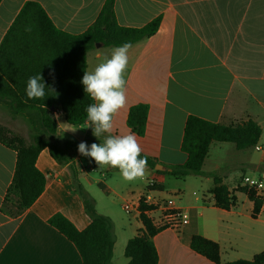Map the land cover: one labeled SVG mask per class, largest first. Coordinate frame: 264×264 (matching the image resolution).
Instances as JSON below:
<instances>
[{
	"label": "crops",
	"instance_id": "1",
	"mask_svg": "<svg viewBox=\"0 0 264 264\" xmlns=\"http://www.w3.org/2000/svg\"><path fill=\"white\" fill-rule=\"evenodd\" d=\"M28 1L38 3L53 26L68 34L87 30L105 2L1 0L0 43ZM113 12L116 22L123 27L140 28L158 16L160 23L152 36L133 44L128 52L127 100L113 117L111 135L130 133L126 125L128 109L138 103L146 104L144 135L137 136L141 154L167 169L186 160L180 144L189 115L225 124L250 119L261 129L257 145L262 150L218 146L220 155L210 157V145L201 170L215 173L229 190L242 186L247 174L249 179L255 173L264 177V0H113ZM112 49L98 46L88 52L86 71H93L106 57L110 58ZM0 114H10L2 104ZM52 114L55 133L61 139L77 144L83 141L90 146L103 143L110 135L105 133L97 139L91 128H82L87 127L86 121L76 126L65 123L59 107H54ZM76 128L81 129L66 131ZM10 129L30 142L24 134ZM70 154L78 174H84L91 185L101 181L107 187L102 179L110 175L115 181L125 182L118 169H99L97 164H90L91 158L83 163L79 153ZM15 161V151L0 143V204ZM35 165L46 177L43 192L16 218L0 212V264H81L72 243L47 223L53 214L60 213L78 230L89 224L83 204L74 194L70 172L66 165L54 161L47 149L40 151ZM164 171L167 170L161 172ZM90 173L98 178H92ZM168 176L148 167L140 179L144 181L142 188L129 183L130 189L123 196L115 191L109 196L121 208L122 199L137 200L151 184L160 197H165ZM182 181L176 187L181 194L174 203L186 213L187 222L178 229L166 227L153 236L157 264H213L190 249L193 235L216 242L221 263L250 260L264 251V202L257 218L252 219V202L245 194L234 192L235 206L226 211L213 206L207 192L212 186L209 177L187 176ZM262 188L257 194L264 198ZM93 203L96 212L112 222L114 244L110 264H126L124 247L141 229L140 222L128 213L132 222L115 220L110 213L98 210L96 200Z\"/></svg>",
	"mask_w": 264,
	"mask_h": 264
},
{
	"label": "trees",
	"instance_id": "2",
	"mask_svg": "<svg viewBox=\"0 0 264 264\" xmlns=\"http://www.w3.org/2000/svg\"><path fill=\"white\" fill-rule=\"evenodd\" d=\"M1 1V0H0ZM160 17H156L140 28L120 26L113 12V0H105L94 22L80 34H68L57 30L44 10L36 2L28 1L21 7L12 25L0 43V104L12 115L22 117L31 130V140L0 126V143L14 150L16 161L13 175L0 204V212L16 218L29 208L43 192L45 174L36 167V158L41 150L60 165H66L74 188L78 172L70 153H79L78 144L59 138L51 107H59L65 123L76 126L87 121L86 107L93 103L85 94L81 83L86 71L87 53L96 45L115 48L125 42L131 45L152 36L158 29ZM41 73L47 85L46 96L41 100H30L25 93L30 76ZM148 106L138 103L128 109L126 125L131 133L144 135ZM261 129L248 119L235 123H212L189 115L185 121L180 150L186 154L181 165L167 166L165 173L176 179L187 176H206L212 181L208 193L214 207L230 210L235 206L234 192L246 195L252 202L251 218H257L264 198L253 187L238 185L229 190L215 173L202 172V165L212 143H231L236 150H245L257 145ZM148 167L154 169L156 160L148 156ZM90 164L96 163L91 159ZM146 189H155L147 185ZM89 224L78 230L60 213L53 214L47 223L64 236L76 249L81 264H110L114 235L112 222L98 214L93 201L80 193ZM93 204H92V203ZM150 207L140 204L137 217L141 229L130 238L123 251L126 264H157V253L152 238L165 229L156 227L144 214ZM190 249L213 264H264V251L253 255L250 260L238 259L221 263L219 246L216 242L200 235H193Z\"/></svg>",
	"mask_w": 264,
	"mask_h": 264
},
{
	"label": "clouds",
	"instance_id": "3",
	"mask_svg": "<svg viewBox=\"0 0 264 264\" xmlns=\"http://www.w3.org/2000/svg\"><path fill=\"white\" fill-rule=\"evenodd\" d=\"M131 47L130 42H125L113 48L110 58L106 57L93 71H84L81 83L93 103L85 109L87 127L82 128H91L97 139L105 133L110 135L103 143H92L89 146L82 141L78 144L80 155L91 158L99 169H118L127 182L143 179L148 168L147 158L141 157L142 148L135 133L111 135L113 117L125 106L127 100L125 73ZM46 88L53 90L39 73L28 78L25 93L30 100H41L46 96ZM77 129L81 128L66 131L75 132Z\"/></svg>",
	"mask_w": 264,
	"mask_h": 264
},
{
	"label": "rangeland",
	"instance_id": "4",
	"mask_svg": "<svg viewBox=\"0 0 264 264\" xmlns=\"http://www.w3.org/2000/svg\"><path fill=\"white\" fill-rule=\"evenodd\" d=\"M0 126L7 128L10 131H12L10 129L12 128L14 131L24 134L28 139L31 140V135H32L31 130L29 128L28 123L22 117L12 116L11 114H0ZM218 146H223L222 149H228L233 145L231 143H212L210 157H217L220 155V153H218L217 151L219 148ZM88 159L89 157H84L81 155V160L83 163H85V161ZM89 175L94 179L98 178L96 174L90 173ZM251 176L253 177L254 180L260 181L262 186H264V177H260L259 173L252 174ZM249 177L250 174L249 175L247 174L246 178L248 179ZM167 178H168L167 179L168 182L164 186V192H165L164 194L166 195L165 197H171L172 199L175 200L177 196L181 194V190L177 189L176 187L178 186V184H183L184 181H182V179H176L172 176H168ZM75 182L77 185H79V190L77 188L76 189L74 188L73 191L74 194L77 197H79L81 202H82V198L80 197L79 192L85 193L86 196L90 199V201L96 200L99 211L110 213L115 220H121V221L123 220L126 222L130 220V222H132L130 215H128L123 210H121V208L118 205L113 204L115 198L109 195L111 194L112 191H115L117 194L123 196L130 189L128 187L129 183H134V185L142 188L144 181L137 179L134 182H127V181L118 182L115 181L113 175H110L109 177L102 179V182H104L107 185V187H104L101 181L92 182L91 185L87 181V178L84 176V174H78ZM186 182H187L186 184H189L190 181H186ZM253 232H256V226L253 227Z\"/></svg>",
	"mask_w": 264,
	"mask_h": 264
},
{
	"label": "built area",
	"instance_id": "5",
	"mask_svg": "<svg viewBox=\"0 0 264 264\" xmlns=\"http://www.w3.org/2000/svg\"><path fill=\"white\" fill-rule=\"evenodd\" d=\"M253 148L256 151L262 150L258 145H255ZM242 184L247 187H253L257 191L262 187L260 181L247 179L246 177L242 179ZM141 203L150 207L144 214L156 227L178 229L187 222L186 213L175 206L174 199L171 197H160L155 189H147L145 193L135 201L127 198L122 199L121 209L128 214H134L138 217Z\"/></svg>",
	"mask_w": 264,
	"mask_h": 264
},
{
	"label": "water",
	"instance_id": "6",
	"mask_svg": "<svg viewBox=\"0 0 264 264\" xmlns=\"http://www.w3.org/2000/svg\"><path fill=\"white\" fill-rule=\"evenodd\" d=\"M98 46H99V45H96V47H98ZM50 111H51V112L53 111V107L50 108ZM154 170H159V171L167 170V171H169L170 169H165V168H163V166H161L160 164H156V165L154 166Z\"/></svg>",
	"mask_w": 264,
	"mask_h": 264
}]
</instances>
